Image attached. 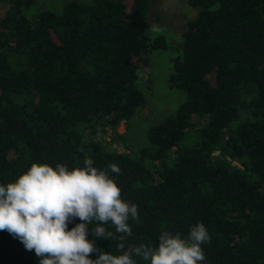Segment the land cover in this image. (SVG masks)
Returning <instances> with one entry per match:
<instances>
[{"label": "trees", "instance_id": "16d2710c", "mask_svg": "<svg viewBox=\"0 0 264 264\" xmlns=\"http://www.w3.org/2000/svg\"><path fill=\"white\" fill-rule=\"evenodd\" d=\"M35 2L0 0V183L33 162L117 163L114 178L140 216L126 248L157 245L165 230L186 237L202 222L205 264H264V0H187L198 14L166 79L184 98L134 154L124 134L146 108L150 54L166 48L148 36L151 0H66L28 15ZM87 238L121 254L115 240ZM0 264L39 258L0 231Z\"/></svg>", "mask_w": 264, "mask_h": 264}, {"label": "clouds", "instance_id": "9594fccd", "mask_svg": "<svg viewBox=\"0 0 264 264\" xmlns=\"http://www.w3.org/2000/svg\"><path fill=\"white\" fill-rule=\"evenodd\" d=\"M152 31L159 33L161 28L153 25ZM121 175L117 163L101 168L88 156L83 166L71 168L33 162L14 181L0 183V231L34 251L39 264H138L134 256L150 264H205L203 245L211 243V236L202 222L192 225L186 237L165 230L157 245L126 248L133 236L130 221L139 223L140 216L138 205L123 198L114 178ZM76 219L80 222L69 229ZM89 232L115 240L121 254L101 251L87 238ZM94 252L98 255L92 259Z\"/></svg>", "mask_w": 264, "mask_h": 264}, {"label": "rangeland", "instance_id": "374dc122", "mask_svg": "<svg viewBox=\"0 0 264 264\" xmlns=\"http://www.w3.org/2000/svg\"><path fill=\"white\" fill-rule=\"evenodd\" d=\"M66 0H36L26 13L33 15L40 10H52L59 12ZM85 1V0H81ZM198 8L188 4L187 0H151L147 13L148 36L154 38L163 36L166 42L164 50H153L150 54V65L144 71L152 78L151 84L143 85L146 108L143 112L137 110L129 120L124 134L122 145L128 152L134 154L140 146H148L146 130L158 123L168 115H172L178 104L184 98L179 89H171L167 86V76L172 71L171 59L180 53L182 33L186 28V22L198 14ZM161 28L159 33L152 31V26ZM141 80H137V85ZM123 131V125L119 127ZM123 150V147L118 148Z\"/></svg>", "mask_w": 264, "mask_h": 264}]
</instances>
